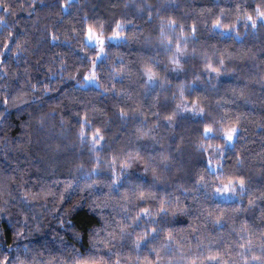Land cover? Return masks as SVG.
<instances>
[{
	"label": "trees",
	"instance_id": "16d2710c",
	"mask_svg": "<svg viewBox=\"0 0 264 264\" xmlns=\"http://www.w3.org/2000/svg\"><path fill=\"white\" fill-rule=\"evenodd\" d=\"M257 6L0 0V264H264V24L245 21ZM90 28L124 39L95 63L97 86L81 87ZM124 163L132 183L110 187ZM237 177L234 200L214 197Z\"/></svg>",
	"mask_w": 264,
	"mask_h": 264
},
{
	"label": "snow or ice",
	"instance_id": "6c2138e0",
	"mask_svg": "<svg viewBox=\"0 0 264 264\" xmlns=\"http://www.w3.org/2000/svg\"><path fill=\"white\" fill-rule=\"evenodd\" d=\"M3 11L5 13H7L8 12V8L7 7L3 8ZM255 12H256V18H254L252 15H247L245 17V21L246 22L247 21H251V24H252L253 28H255L257 26L258 22L264 24V10H262L259 6H257ZM2 19H3V17H0V20H2ZM215 26H221L219 20H217L215 22ZM118 27H119V25H118ZM193 31H195V29H193ZM120 35L121 34L119 32H114L112 37H109L108 39L109 40L118 39L120 37ZM53 39H55V37H53ZM104 43H105L104 38L101 37V36H96L94 31L90 28L89 31H88V36H87V44L92 46V47H95L98 44L101 47V51H103ZM5 47H8V45L6 44ZM177 51H179V46L177 47ZM99 55H100V53H97V56H99ZM221 63H222V61H221ZM209 67H210V65H209ZM148 74H149V78L151 79V76H152L151 70H149ZM95 79H96V76H95L94 72L91 75H86L84 77L85 81H91V80H95ZM5 103H7V100H5ZM199 114L201 115V117L203 116V109H199ZM168 119L170 120L171 117H168ZM84 123H86V121L82 122V124H81L80 136H81L82 139L84 137V131H83ZM237 131H238L237 127L235 125H233L232 127L228 128L226 132L223 133V136L221 138L225 141V146L226 147L229 144H231V142L234 140V136L237 133ZM96 134L97 135L99 134V130L98 129H97V133ZM202 135L207 137V138H212V137L215 136V130L210 125H206ZM101 139H102V137H101ZM99 143H100L99 139H94L93 140V146H95V144H99ZM232 146H234V145H232ZM215 151L218 154H220L221 156L224 153V149L221 148L219 145L216 146ZM165 159H167V157H165ZM129 167H130L129 163L122 164L121 177H117L115 169H113L112 182H111L110 187L119 188L121 186V183H123L124 181H127L128 183H132V181L129 180L128 175H124L125 170L127 168H129ZM221 167H222V165H217L215 168H213L212 158L210 157L208 159L207 169H208V173L210 175H216V173L219 171V169ZM94 171H95V169H94ZM153 174L155 176V169H153ZM201 181H203L204 187H208V183H207V181L203 180V177H201ZM144 183L145 182L142 179H139L138 182L135 184V187L137 189H140L139 193H138L140 199H144V197H145V191L143 190ZM198 183H199V181H198ZM237 184L239 185L240 190H243V187H244V179H243V177L232 178V179H229L226 183L218 184L215 187L213 194L214 195H218V196L228 197L230 194H234L237 191ZM149 187H151V186H149ZM149 194L151 195V193H149ZM124 199L127 200V196H125ZM175 211L179 212V211H183V210L182 209H176ZM141 213H143L144 216H148L150 214L149 210L147 208H143V209L140 210V213L137 214V217L135 218L136 220L141 218ZM159 213L161 215H164V216L168 215V209L164 207L163 201L161 202V207L159 209ZM125 227H128V226H122L121 227V237L122 238L125 235V232H124V228ZM157 236H158V232H157V230L155 228L152 229L151 232H145V233H143L142 236H137V238L135 240V245H136L137 249H139L141 247V242L142 241L147 243V239L148 238H151V239L154 240V239L157 238ZM167 239L168 240L171 239V235L170 234H169ZM218 255H219L218 253H217V255H210L208 257V260L209 261H216ZM159 259H160V257L158 255L157 256V260H159ZM258 259H259L258 257H253V260H258Z\"/></svg>",
	"mask_w": 264,
	"mask_h": 264
},
{
	"label": "rangeland",
	"instance_id": "374dc122",
	"mask_svg": "<svg viewBox=\"0 0 264 264\" xmlns=\"http://www.w3.org/2000/svg\"><path fill=\"white\" fill-rule=\"evenodd\" d=\"M88 31H89V29L86 30V35H85V41H86V43H87ZM93 31H94V30H93ZM94 33H95L96 36H101V37H103V36L100 35L98 32H95V31H94ZM109 37H112V35H110V36H108V37H103L104 40H105V43H104V46H103V51H101V47H100V45H98V44L94 47V48L97 50V53H100V55H99V56H96V58H95V62L92 64V68H91L90 72L88 73V75H91V74L93 73V67H94L95 63L98 62V61L102 58V56H103V54H104L105 46H106L108 43H117V42H120V41H122V40L124 39L122 34L120 35V37H119L118 39H114V40H109V39H108ZM89 86H94V87H96V86H97V82H96V80L84 81V83L81 85V87H89ZM231 144H232V142H231ZM231 144H229L228 146H230ZM237 189H239V185H238V184H237ZM235 194H236V192H235L234 194H230L228 197H223V196H218V195H214V197H215L216 199H219V200L232 201V200L235 199ZM96 264H100V263H96ZM248 264H260V263H257V262H250V263H248Z\"/></svg>",
	"mask_w": 264,
	"mask_h": 264
}]
</instances>
